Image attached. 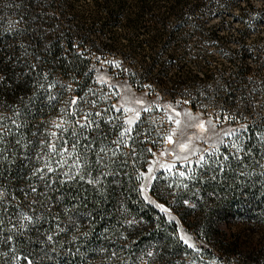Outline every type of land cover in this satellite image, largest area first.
I'll return each mask as SVG.
<instances>
[{"label": "trees", "instance_id": "1", "mask_svg": "<svg viewBox=\"0 0 264 264\" xmlns=\"http://www.w3.org/2000/svg\"><path fill=\"white\" fill-rule=\"evenodd\" d=\"M75 1L0 0V115L7 118L0 148L8 158L0 160V264H27L24 257L33 264H264V114L248 108L264 102V61L255 49L261 40H246L264 9L246 1L235 40L211 21L236 0H88L83 12ZM109 56L119 59L107 61L109 71L136 90L204 116L212 105L219 126L235 132L204 151V161L160 172L151 189L211 246L206 253H183L175 225L140 196L142 173L164 136L143 114L127 145L115 143L125 114L97 79ZM221 59L224 68L213 66ZM85 114L93 123L81 128L76 121L86 124ZM76 141L71 156L49 148L71 151ZM78 154L84 179H69L64 173L76 172ZM242 224L258 239L245 245L239 232H225Z\"/></svg>", "mask_w": 264, "mask_h": 264}, {"label": "rangeland", "instance_id": "2", "mask_svg": "<svg viewBox=\"0 0 264 264\" xmlns=\"http://www.w3.org/2000/svg\"><path fill=\"white\" fill-rule=\"evenodd\" d=\"M250 1L258 9H264V0H236L232 7L226 10H222L218 13L211 23H220L221 32L233 35V39H238L237 31L240 27V21L238 20V13L240 8ZM77 10L84 11L88 6V0H76ZM83 22L88 24L90 21V16L86 12L82 18ZM79 17H75L74 23L78 24ZM118 32H121L118 30ZM109 37V32L103 34L104 38ZM246 40L249 45L254 46L253 42L260 39L261 43L256 44L257 48L262 51V59L264 61V20L259 22L256 27H251L248 29L246 34ZM233 47H236L235 42L232 43ZM107 61H112V63H118V58H113L109 56L107 60H101L98 65V82L100 84L107 85L109 88V93L117 98L120 109L123 110L125 114V121L128 117L134 116L135 112L140 113V117L143 114L148 115L152 125L163 134L164 140L160 147L153 150L148 158V164L146 171L142 173V183L140 185V196L145 204L153 207L159 213L164 215L170 224L175 226V235L183 247L185 252L183 253H206L205 248L212 249L209 244L202 242L200 239L195 237L191 232L186 230L184 226L179 221L177 215L174 213L171 207L158 201L151 193L152 186L155 182L157 175L160 172H172L175 170L177 165L192 164L194 161L200 158V155L211 148L217 147L219 144L223 143L228 135L225 132L233 131L230 127H220L218 109L213 108L211 105L210 113L208 116H204L202 112L194 111L189 106H179L181 101L173 102L169 99H165L163 95L156 94L150 96L148 91H138L125 77L119 75L114 76L113 72L109 71V65ZM226 62L224 60H218L213 66L217 68H224ZM185 67H188L194 73L201 75V70L193 63H186ZM136 101H142V103H136ZM126 108L134 109V112H126ZM248 108H250L253 115L258 116L259 114H264V102H249ZM148 109V111H145ZM155 109L157 111H155ZM179 121V124L176 122ZM204 123L206 130H201L194 125ZM188 125H193L188 127ZM134 124L132 125L133 128ZM227 126V125H226ZM125 127L128 125L125 123ZM172 136V141L169 142L167 137ZM222 141V142H221ZM181 143H187L188 149L181 151L179 145ZM119 149V146L116 145ZM130 150L126 149L128 153ZM187 156L188 159L184 160L183 157ZM171 168V170H169ZM151 169V171H150ZM152 177H155L152 179ZM163 206L167 211H161ZM249 226L246 224L234 226L233 228H226L225 232L227 235L232 233H240L241 242L248 245L250 241H255L258 239L257 234H252L249 231ZM120 229V227H119ZM121 230V229H120ZM185 240L188 242L185 243ZM178 253V252H174ZM194 256V255H193ZM207 264H220L216 260H209L207 258H202ZM222 264V263H221ZM230 264H236L232 262Z\"/></svg>", "mask_w": 264, "mask_h": 264}, {"label": "snow or ice", "instance_id": "3", "mask_svg": "<svg viewBox=\"0 0 264 264\" xmlns=\"http://www.w3.org/2000/svg\"><path fill=\"white\" fill-rule=\"evenodd\" d=\"M2 80H3V77H0V81H2ZM51 99H54V97H51L50 96L49 97V100H51ZM71 103L72 104H75L76 103V100H72ZM136 103H142V101H136ZM117 111H119V109H117ZM125 111L126 112H134V109L126 108ZM145 111H148V109H145ZM14 115L19 116V112H16ZM88 115L89 114H85L84 117H83V119L85 121H88L86 124H81L80 121H76V123L79 124L81 128L91 127V125H92L93 122L88 120ZM97 115H100V113H97ZM139 117H140V113L139 112H135V115L134 116H130V117L127 118V120L125 121V123L128 125V127H125L123 129V131H121L119 133V137L121 139H119L118 141H115V143L127 145V140L125 139V137L131 138L130 137V134L133 131L132 125L136 123V121L139 119ZM5 119H7V118H5L4 116L0 115V129H5L6 128V125L4 124V120ZM12 123L16 125V129L17 130H19V128L22 126L20 124H17L16 121H15V119L12 120ZM176 123L179 124V121H177ZM62 126H63V122L62 123H59V124H55V127H57V128H60ZM192 126L193 125H188V127H192ZM194 126L200 128L201 130H206L204 123H200V124H197V125H194ZM96 127H99V125L97 124ZM245 130H246V128H245ZM5 134L6 133L4 131H0V145H2L4 143ZM234 134H235V132H233V131L225 132V135H234ZM52 135L55 136L56 133H52ZM73 135H75V132H73ZM167 139H168L169 142H171L172 141V136H168ZM261 140H264V134L261 135ZM17 143L19 144L20 141L17 140ZM66 143H67V141H65V144ZM77 143H79V141H76V142H74L71 145V151L69 150V148L64 147V148H62V150H60L59 152H57L56 145L54 143H50L49 144V148L51 149L52 152L57 153L61 157L64 156V153H68V155L71 156L73 152H76L77 151V149H76ZM84 147L87 149L88 147H90V145H85ZM179 147H180V150L181 151H185V150L188 149V144L187 143H181L179 145ZM232 147L233 148H236L237 149V152L242 151V149L236 143H233ZM100 151L101 152H104L105 149L104 148H101ZM114 154L115 153H113V155ZM6 159H8V158L6 156H4V149L0 148V160H6ZM182 159L187 160L188 157L185 156ZM224 159L227 160L228 157L225 156ZM79 161H80V155L78 154L77 157H76V160L74 161V164H73V166L76 168V172L73 173L71 176H69L68 173H64V175L65 176H68L69 179H75L77 175L80 176V179H84V176L80 174L81 173V169H80ZM200 161H204V157L203 156H200ZM200 161H198V163ZM59 163L64 164V163H67V161L64 160V159H62L61 161H59ZM85 163H86V161H85ZM46 167H48V165H46ZM48 170L49 171H53V169L51 167H48ZM169 170H171V168ZM37 171H40V170L37 169ZM150 171H151V169H150ZM179 175L180 176H184L185 173L184 172H180ZM154 178L155 177H152V179H154ZM88 183H99V181L98 180L97 181L89 180ZM33 191H35V189H33ZM158 207L161 208V211H167V209H164L163 206H159L158 205ZM26 219H31V218L30 217H26ZM0 223H2V221H0ZM187 242L188 241L185 240V243H187ZM149 255H151V253H149ZM24 259L27 261V264H33V262L31 260H29L28 257H24Z\"/></svg>", "mask_w": 264, "mask_h": 264}]
</instances>
